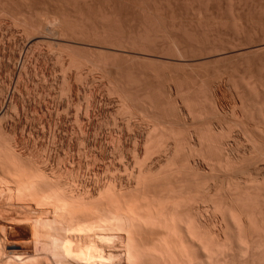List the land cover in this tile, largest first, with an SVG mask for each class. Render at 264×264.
I'll use <instances>...</instances> for the list:
<instances>
[{
    "label": "rangeland",
    "instance_id": "obj_1",
    "mask_svg": "<svg viewBox=\"0 0 264 264\" xmlns=\"http://www.w3.org/2000/svg\"><path fill=\"white\" fill-rule=\"evenodd\" d=\"M25 1L0 0V260L50 233L90 264H264V0ZM223 208L251 253L218 249Z\"/></svg>",
    "mask_w": 264,
    "mask_h": 264
},
{
    "label": "bare ground",
    "instance_id": "obj_2",
    "mask_svg": "<svg viewBox=\"0 0 264 264\" xmlns=\"http://www.w3.org/2000/svg\"><path fill=\"white\" fill-rule=\"evenodd\" d=\"M15 1V0H14ZM25 1V0H24ZM63 1V0H62ZM69 1V0H68ZM2 2H3V0H2ZM6 2V1H5ZM26 2V1H25ZM30 2V1H29ZM82 2V1H81ZM90 2V1H89ZM51 3V2H50ZM53 3V2H52ZM57 3V2H56ZM64 3V2H63ZM3 4V3H2ZM5 4V3H4ZM47 4V3H46ZM54 4V3H53ZM58 4V3H57ZM50 5V4H49ZM52 5V4H51ZM55 5V4H54ZM1 8V7H0ZM3 9V8H2ZM6 9V8H5ZM7 10V9H6ZM60 10V9H59ZM51 11V10H50ZM9 13H10V11H8ZM58 12V11H57ZM6 13V12H5ZM47 13V12H46ZM1 14V13H0ZM38 14V13H37ZM37 14H35V15H37ZM53 14V13H52ZM16 15H18V14H16ZM63 15V14H62ZM1 16V15H0ZM9 16H11V15H9ZM59 16V15H58ZM3 17H5V15L3 16ZM44 17H46L45 15H44ZM57 17V16H56ZM63 17V16H62ZM2 18V17H1ZM41 18V17H40ZM54 18V17H53ZM66 19V18H65ZM48 20V19H47ZM52 20V19H51ZM42 21V20H41ZM40 21V22H41ZM44 21V20H43ZM60 21V20H59ZM58 21V22H59ZM47 22V21H46ZM57 22V21H56ZM63 22V21H62ZM40 25L42 24V23H39ZM38 24V25H39ZM56 25V24H55ZM60 25V24H59ZM42 26V25H41ZM44 26H45V24H44ZM57 26V25H56ZM67 26V25H66ZM38 27V26H37ZM47 27V26H46ZM55 27V26H54ZM63 27H65V26H63ZM39 28H40V26H39ZM53 28V27H52ZM66 28V27H65ZM44 29V28H43ZM64 29V28H63ZM37 30V29H36ZM39 30V29H38ZM41 30V29H40ZM62 30V29H61ZM55 31V30H54ZM64 31V30H63ZM65 32V31H64ZM51 33V32H50ZM6 109V108H5ZM4 112V111H3ZM5 117V116H4ZM0 119H2V118H0ZM1 121V120H0ZM263 132V131H262ZM2 151V150H1ZM164 151V150H163ZM262 151H264V150H262ZM3 152V151H2ZM190 152V151H189ZM193 155V154H192ZM3 156V155H2ZM14 156H17V155H14ZM188 156V155H187ZM194 156V155H193ZM198 156H200L199 154H198ZM198 156H197V158H198ZM190 157V156H189ZM192 157V156H191ZM201 157H203V156H201ZM200 157V158H201ZM244 157V156H243ZM259 157V156H258ZM3 158V157H2ZM24 158V157H23ZM27 158V157H26ZM206 158V157H205ZM257 158V157H256ZM167 159V158H166ZM186 159V158H185ZM202 159V158H201ZM3 160V159H2ZM18 160V159H17ZM22 160V159H21ZM192 160V159H191ZM228 160V159H227ZM226 159H225V161H227ZM235 160V159H234ZM3 161H5V160H3ZM171 161V160H170ZM193 161V160H192ZM208 161V160H207ZM256 161V160H255ZM31 162V161H30ZM195 162V161H194ZM202 162V161H201ZM224 162V161H223ZM250 162V161H249ZM4 163V162H3ZM2 163V164H3ZM203 163V162H202ZM226 163V162H225ZM206 164H208V163H206ZM212 164V163H211ZM235 164V163H234ZM240 164V163H239ZM24 165V164H23ZM36 165V164H35ZM34 165V166H35ZM168 165V164H167ZM226 165V164H225ZM3 166V165H2ZM30 166V165H29ZM33 166V165H32ZM165 166V165H164ZM198 166V165H197ZM235 166V165H234ZM28 167V166H27ZM42 167V166H41ZM224 167V166H223ZM229 167V166H228ZM35 168V167H34ZM169 168V167H168ZM37 169V168H36ZM212 169V168H211ZM4 170V169H3ZM172 170V169H171ZM228 170V169H227ZM1 171V170H0ZM35 171H38V170H35ZM5 172V171H4ZM173 172V171H172ZM246 172V171H245ZM2 173V172H1ZM6 173V172H5ZM40 173V172H39ZM51 173V172H50ZM3 174V173H2ZM149 174V173H148ZM243 174V173H242ZM44 175V174H43ZM53 175V174H52ZM138 175V174H137ZM3 175H1L0 176V178H1V180L3 181L4 180V182H3V184L5 183H7L6 181H5V179L2 177ZM245 176V175H244ZM4 177H5V174H4ZM151 177V176H150ZM242 177V176H241ZM53 178V177H52ZM141 178H142V176H141ZM144 178V177H143ZM246 178V177H245ZM148 179V178H147ZM150 179V178H149ZM151 179H152V177H151ZM250 179V178H249ZM0 180V193L1 192H3L4 191V189H5V184L3 185ZM138 180H140V177H139V179ZM141 182H142V180H140ZM153 181V180H152ZM246 181V180H245ZM257 181V180H256ZM34 183V182H33ZM61 183V182H60ZM136 183V182H135ZM228 183V182H227ZM246 183V182H245ZM134 184V183H133ZM239 184V183H238ZM64 185V184H63ZM62 185V186H63ZM136 185V184H135ZM230 185H231V183H230ZM229 185V186H230ZM256 185H258V184H256ZM255 185V186H256ZM66 186V185H65ZM245 186V185H244ZM249 186V185H248ZM251 186V185H250ZM262 186V185H261ZM260 186V187H261ZM136 187V186H135ZM228 187V186H227ZM235 187H236V185H235ZM243 188V187H242ZM249 188V187H248ZM251 188V187H250ZM255 188H257V187H255ZM240 189V188H239ZM262 189V188H261ZM260 189V190H261ZM264 189V188H263ZM259 190V189H258ZM249 191V190H248ZM264 191V190H263ZM235 192V191H234ZM253 192V191H252ZM246 193H247V191H246ZM252 194V193H251ZM67 198V197H66ZM89 199V198H88ZM87 200V199H86ZM3 203H5V202H3ZM2 203V204H3ZM84 203V202H83ZM4 205H6V203L4 204ZM4 205H2V207H3V214L2 213H0V214H2L1 216L2 217H5V216H7V214L10 216V220L11 221H16V217L14 218V217H12L13 215L15 216V214H13L14 212H12L11 210V207H10V211L12 212L11 214H9V212H8V207H7V205H6V207L4 206ZM81 205V204H80ZM93 205V204H92ZM202 205V204H201ZM216 205V204H215ZM89 206V205H88ZM205 206V205H204ZM77 207V206H76ZM195 207V206H194ZM203 207V206H202ZM212 207V206H211ZM214 207V206H213ZM213 207H212V209H213ZM5 208H6V210H5ZM67 208V207H66ZM86 208V207H85ZM91 208H92V206H91ZM93 209V208H92ZM196 209H198V208H196L195 207V210ZM211 209V208H210ZM212 209L210 210V211H212ZM214 209H217L216 207L214 208ZM65 210V209H64ZM203 210V209H202ZM226 210H227V208H226ZM225 210V211H226ZM8 212V213H5V212ZM67 211V210H66ZM90 211V210H89ZM201 211V210H200ZM217 210H215V212H216ZM230 211H231V209H230ZM235 211V210H234ZM1 212H2V210H1ZM206 212V211H205ZM224 212V208H223V211H222V213ZM229 212V211H228ZM236 212V211H235ZM197 213V212H196ZM195 213V214H196ZM203 212H201L199 215H201ZM207 213V212H206ZM210 213V212H209ZM213 213V216L215 215L214 214V211L212 212ZM219 213H220V211H219ZM221 213V214H222ZM226 213H227V211H226ZM226 213H223L222 214V221L224 220V223L223 222H221V226L220 227H216L217 225H215L214 223H211L212 224V227H213V224H214V226H215V228H217V229H219V236H220V238H219V240H216L217 241V244H219V245H217L219 248L218 249H220V248H222V251H224L225 250V248H226V246L228 245V243H230L231 241L232 242H234L235 241V245H237V247L239 246L240 247V249L243 251H245V252H247V253H251L252 252V250H255V247H254V249L252 248V246H253V244L254 243H252L253 241H252V236H254V231H253V226H254V224H253V222H255V221H250L249 220V216H250V214L247 216V214L249 213V212H245V213H243V211L242 212H238L237 211V213H235V214H232V212L231 213H229V215H227ZM234 213V212H233ZM13 214V215H12ZM220 214V215H221ZM231 214H232V216H231ZM5 215V216H4ZM87 215H88V213H87ZM198 215V214H197ZM203 215V214H202ZM201 215V216H202ZM207 215L208 214H206V217H207ZM253 215V214H252ZM89 216H93L94 217V213H93V215H91V214H89ZM100 216V215H99ZM98 216V217H99ZM204 216V215H203ZM210 216V215H209ZM216 216V215H215ZM219 216V215H218ZM23 217V216H22ZM21 217V218H22ZM92 217V218H93ZM200 217V216H199ZM199 217L197 218V220L199 219ZM205 217V216H204ZM252 216H250V218H251ZM7 218H9V217H6V218H3L4 219V221L7 219ZM12 218V219H11ZM25 218L26 217H24V218H22V220L24 219V222L26 223V228H28V227H31L30 226V224H29V222H28V220L26 219L25 220ZM90 218V217H89ZM88 218V219H89ZM192 218H194V217H191V219ZM196 218V217H195ZM195 218H194V220L192 219V221L194 222L195 221ZM202 218V217H201ZM210 218V217H209ZM208 218V219H209ZM216 218H218L217 216H216ZM94 219V218H93ZM203 219V218H202ZM202 219H200V220H202ZM205 219V218H204ZM212 219V218H211ZM253 219V218H252ZM89 220H91V219H89ZM95 220V219H94ZM206 220H207V218H206ZM215 220L216 219H214L213 221L215 222ZM219 220V219H218ZM218 220L216 221V222H218ZM199 221V220H198ZM197 221V222H198ZM205 221V220H204ZM209 221V220H208ZM207 221V222H208ZM213 221H210V222H213ZM88 222V221H87ZM95 222V221H94ZM93 222V223H94ZM252 222V223H251ZM14 222H11L10 223V225H12L11 226V228H12V231L10 232L9 230H11V228L9 227V225H7V227L9 228V229H7L6 228V226L4 227V230H3V227H2V229H0V232L2 233V231H4V233H6V231H5V228L8 230V232H10L11 234H12V232H14L15 230V228H16V226H14V225H16L15 223L13 224ZM91 223V222H90ZM200 223L202 224V222L200 221ZM206 223V222H205ZM209 223V222H208ZM208 223H206V224H208ZM88 224V223H87ZM204 224V223H203ZM234 224V225H233ZM252 224H253V226H252ZM259 224H261V223H259ZM95 225V224H94ZM220 225V224H219ZM89 226V225H88ZM203 226V225H202ZM205 226V225H204ZM210 226V225H209ZM263 226H264V224H263ZM33 227V226H32ZM207 227V226H206ZM256 227V226H255ZM92 228V227H91ZM204 228V227H203ZM214 228V227H213ZM259 227H257V229H258ZM31 229V228H30ZM33 229V228H32ZM35 230H36V228H34ZM90 229V228H89ZM256 229V228H255ZM14 230V231H13ZM28 230H29V228H28ZM185 230H187V229H185ZM211 230H213V229H211ZM215 230V229H214ZM214 230H213V232H214ZM259 230H264V229H261V228H259ZM92 231V230H91ZM114 231V230H113ZM113 231H112V233H113ZM184 231V230H183ZM206 231V230H205ZM8 232H7V234H8ZM115 232V231H114ZM186 232V231H185ZM184 232V233H185ZM188 232H190L189 230H188ZM207 232H208V230H207ZM210 232V231H209ZM208 232V233H209ZM216 232V231H215ZM218 232V231H217ZM89 233H91V232H89ZM187 233V232H186ZM192 232H190V234H191ZM262 233V232H261ZM264 233V232H263ZM50 234V233H49ZM49 234H46V235H48L47 237L49 238H47L48 239V245L47 246H49L48 248H50L49 249V251H48V248H47V246H45V244L44 243H47V240L44 242V241H42L43 242V244L42 243H37V244H40L39 245V247H37V245H33L32 247H37V249L39 248V250H40V253H38V255H40L41 254V251L43 250L42 248H44L45 250H44V255H40L39 256V258L37 259V260H39L40 258H42L43 260H42V262L44 263V264H54V260L58 263V262H61L62 264H69V261H71L70 263L72 264V262H73V264H75V262L77 263V264H80V263H84V262H86L85 264H90V263H92V261L91 260H93L94 259V256L97 254V256L95 257V259L98 257V251H97V246L95 247V250H94V256L92 257V255L90 254V250H91V247L90 246H86V244H85V246H86V250H85V253H86V258L85 257H83V256H81L80 255V253H78V254H76L75 252L73 253V252H70V251H73V249L72 250H69V248H72V247H70L69 246V237H67V238H65V239H68V241L67 240H65V239H63L62 237L61 238H57L58 237V235H57V237L56 236H54L53 234H51V235H49ZM111 234V233H110ZM115 233H113V235H114ZM187 234H189V233H187ZM216 234V233H215ZM112 235V234H111ZM180 235V234H179ZM210 235H212L211 233L209 234V236ZM92 237L94 236V235H91ZM117 236V235H116ZM115 236V237H116ZM195 236V235H194ZM207 236V235H206ZM214 236H217V235H214ZM213 236V237H214ZM52 237V238H51ZM60 237V236H59ZM115 237H113V238H115ZM181 238H182V232H181V236H180ZM192 237V236H191ZM255 237L256 238H258V239H255V240H257L258 241V243H256V245L258 246V244H259V247H260V244L261 243H263L264 244V235H261L260 234V232H259V234L257 235V232H256V234H255ZM185 238V241L186 242H188V243H192V240L189 238V236H185L184 237ZM209 238V237H208ZM212 238V237H211ZM217 238V237H216ZM217 238V239H218ZM213 239V238H212ZM215 240V239H214ZM37 241H39V240H36V241H34V243L35 242H37ZM238 241V242H237ZM40 242V241H39ZM90 241H88V243H89ZM92 242V244H93V241H91ZM194 242V241H193ZM231 242V245L233 244ZM36 244V243H35ZM42 244V245H41ZM91 244V245H92ZM95 244V243H94ZM93 244V245H94ZM262 244V245H263ZM89 245H90V243H89ZM93 245H92V248H93ZM96 245V244H95ZM94 245V246H95ZM188 246V245H187ZM193 246V245H192ZM255 246V245H254ZM133 247V246H132ZM189 247V246H188ZM228 247H230V244H229V246ZM238 247V248H239ZM20 248H21V246H20ZM85 248V247H84ZM133 248H135V247H133ZM215 248H216V246H215ZM231 249H232V247H230ZM263 248V247H262ZM19 249V248H18ZM17 248H15V251L13 250V254L11 253V251H10V253H9V255H4V257H6L7 259H8V257L7 256H9V258H10V256H12V255H15V254H19V253H21V252H19L18 253V251H25V249L24 248H22V249H19L18 250ZM32 249V248H31ZM36 248H33L32 250H33V252H30V251H32V250H30L29 252L32 254L33 253V256H34V254H35V252H37L38 250L36 249ZM42 249V250H41ZM47 249V250H46ZM100 249V248H99ZM259 249V248H258ZM260 249H261V247H260ZM8 250V249H7ZM16 250H17V253H16ZM34 250H35V252H34ZM87 250H89V251H87ZM208 250V249H207ZM206 250V251H207ZM211 250H212V246H211ZM215 250V249H214ZM228 250V249H227ZM227 250H225V251H227ZM230 250V249H229ZM262 250V249H261ZM6 251V250H5ZM259 251V250H258ZM100 252V251H99ZM209 252H210V250H209ZM213 252V251H212ZM216 252V251H215ZM230 252V251H229ZM257 252V251H256ZM6 253H8V252H6ZM5 253V254H6ZM23 253V252H22ZM19 254L18 256H20L19 257V259L20 258H22L23 260H27L26 259V256H25V254L26 253H28V252H24L23 254ZM238 253H241L240 252V250H239V252ZM247 253H246V255H247ZM259 253V252H258ZM260 253H262V252H260ZM11 254V255H10ZM31 254L30 255H28L27 257L29 258V256H31ZM136 254V253H135ZM209 255H207V258H209V257H211V254H214V252L213 253H208ZM224 254V253H223ZM16 255V256H17ZM21 255H23V257L21 256ZM27 255V254H26ZM228 255V254H227ZM240 255V254H239ZM251 255V254H250ZM259 255V254H258ZM16 256H12L11 257V259L13 260H15V261H13L15 264H24V262L22 261H19V259L17 260V262H16V259L18 258V257H16ZM32 256V257H33ZM37 256V254L32 258V257H30V258H32V259H36L35 257ZM44 256H46V257H44ZM192 256V255H191ZM233 256H235V255H233ZM240 256H242V255H240ZM240 256H239V258H240ZM245 256V255H244ZM253 256V255H252ZM262 256V255H261ZM1 254H0V259H1ZM3 257V258H4ZM15 257H16V259H15ZM88 257V258H87ZM247 257H248V255H247ZM263 257V256H262ZM25 258V259H24ZM29 258V260H31ZM44 258H46L45 260H44ZM161 258V257H160ZM230 258V257H229ZM237 258V257H236ZM242 258H243V256H242ZM253 258V257H252ZM251 258V259H252ZM261 258V257H260ZM5 259V258H4ZM138 259V258H137ZM136 259V260H137ZM196 259V258H195ZM262 259V258H261ZM2 260V259H1ZM0 260V261H1ZM11 260V261H12ZM21 260V259H20ZM104 260V259H103ZM135 260V261H136ZM244 260H245V258H244ZM249 260V259H248ZM253 260V259H252ZM252 260H251V263H252ZM255 260V259H254ZM253 260V261H254ZM259 260V261H258ZM257 261H255V262H260L261 260L260 259H258ZM263 260V259H262ZM9 261H10V259H9ZM9 261H7V263H6V261H4V263L3 264H11L12 262H9ZM39 261H41V260H39ZM88 261H90L89 263H87ZM106 261V260H105ZM117 261V260H116ZM120 261V260H119ZM125 261V260H124ZM127 261V260H126ZM125 261V262H126ZM233 261V260H232ZM231 261V262H232ZM242 261V260H241ZM30 262V261H29ZM28 261H27V264H32V262L31 263H29ZM42 262H40V263H38V261H37V263L38 264H43ZM56 262H55V264H56ZM97 262V261H96ZM108 262H110V260L108 261ZM114 262V261H113ZM189 262V261H188ZM234 262V261H233ZM236 262V261H235ZM244 261H242V263H243ZM245 262H246V260H245ZM26 263V262H25ZM118 263V262H117ZM123 263V262H122ZM127 263V262H126ZM125 263V264H126ZM133 263V262H132ZM186 264H187V262H185ZM184 263V264H185ZM190 263V262H189ZM196 263V262H195ZM262 263V262H261ZM93 264H94V262H93ZM97 264V263H96ZM102 264H104V263H102ZM106 264V263H105ZM113 264V263H112ZM119 264V263H118ZM128 264H130V263H128ZM137 264V263H136ZM139 264V263H138ZM257 264H259V263H257Z\"/></svg>",
    "mask_w": 264,
    "mask_h": 264
}]
</instances>
